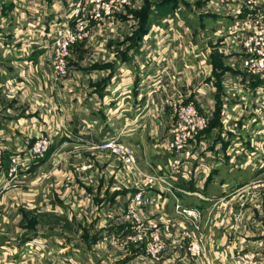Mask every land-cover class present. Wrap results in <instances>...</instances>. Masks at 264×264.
I'll use <instances>...</instances> for the list:
<instances>
[{"label":"crops","instance_id":"1","mask_svg":"<svg viewBox=\"0 0 264 264\" xmlns=\"http://www.w3.org/2000/svg\"><path fill=\"white\" fill-rule=\"evenodd\" d=\"M8 1L13 4V13L15 0ZM76 1L28 0L35 9L31 16L37 18L28 19L35 25L28 22L22 30L25 36L17 40L20 45H0V144L4 148L0 183L17 177L7 174L9 157L18 156L21 160L38 137L48 136L46 158L20 170L25 178L19 185L32 186L36 176L39 189L35 194L40 192L44 201L53 194L72 195L73 202L63 200L60 208L40 203L48 207L44 210L47 216L52 217L55 209L67 220L73 216L85 218L88 225L94 223L101 231L95 242L104 247L131 240L137 232L133 230L135 217L145 226L151 217L155 221L163 219L159 226L163 227V239L168 244L160 261L150 262L142 251L144 255L128 252L117 264H264V198L259 195L257 200L244 204L239 197L231 203L225 196L216 204L200 198L213 201L212 191L223 196L232 187L239 188L236 192L245 188L244 183L219 179L225 173L250 177L264 173V81L242 68L239 38L249 30L255 15L264 16V0H254V8L220 0H197L195 6L202 10L199 19L212 20L213 25L205 27L200 21L198 28L188 21L182 30L172 27L173 37L162 40L165 45H156L154 39L147 41L153 26L147 30L145 22L137 28L140 31L136 45H76L70 52L66 76L53 82L49 68L51 26L65 17L64 4ZM169 1L171 11L163 17H178L184 1ZM186 6L194 10V6ZM7 17L12 18L10 13ZM97 29L92 32L95 34ZM15 34L0 25V43L15 38ZM174 89L180 92L183 102H192L200 112L208 113L211 123L197 135L192 153L185 156L182 176L173 177L176 190L170 200L162 187L149 186L144 175L170 170L163 141L168 139L174 116L163 98L172 95ZM112 137H119L138 162L139 172L131 177L112 155L95 148ZM71 161L81 167L88 163L90 167L71 173ZM230 179L234 182L236 177ZM10 188L13 187L8 185L6 190ZM87 191L107 196L99 202L83 203L80 197ZM10 192L8 199L21 196L20 192ZM138 192L149 198V203L132 211V203L126 204ZM182 195L205 201L193 208L200 211L198 222L206 248L199 258L190 257L179 245L181 240L186 243L193 237L195 224L174 210L177 204L186 207L178 200L182 201ZM27 196H33L31 189L24 195L26 207L39 205L30 204L32 200ZM229 208L240 213L239 222L230 216ZM170 210L185 223L170 220ZM136 239L146 241L145 232L136 235ZM57 256L62 260L74 257L75 264H92L91 257L84 260L78 250Z\"/></svg>","mask_w":264,"mask_h":264},{"label":"rangeland","instance_id":"2","mask_svg":"<svg viewBox=\"0 0 264 264\" xmlns=\"http://www.w3.org/2000/svg\"><path fill=\"white\" fill-rule=\"evenodd\" d=\"M184 3H180L181 10L179 11V16L176 17L174 14H171L170 16H167L164 18L167 13L171 11V3L169 0H130V2L123 6L120 10L115 11L113 13H110L105 18H100L95 22V24H90V29L88 35L84 38L83 41H81L76 45H123L128 43V45H136L139 31L140 29L138 27H142L143 23L145 22L144 28L148 30L151 26L152 29L150 30V34L148 37V40L154 39L153 41L156 42V45H165L164 42H162L163 39L165 41L169 38H172V31L171 28L173 27L174 30H182L183 27H187V22H192V25L194 27L199 28L200 21L205 25V27H210L213 24L212 20H207L206 18H203L202 20L200 18V12H202L201 8H198L195 6V3L198 2L197 0H183ZM77 2V1H76ZM74 3H65L64 4V10H65V17L60 21L61 23L54 24L52 23L51 31H53L56 28L61 27H67L70 25L69 22L73 21V18L71 17V12L73 10ZM16 3V9L13 10V13L11 11V6L13 5L8 0H1L0 1V25H3V28L7 32H12L13 35L16 31L15 38H12L10 40H7V42H1L0 45H20L17 40L22 38V36H25V32L22 31L27 26L28 22L31 25H35L34 22H31L30 19H37L33 16V11L35 10L34 7L31 8V5L33 3L28 2V0L23 3L22 0H15ZM194 6V10L190 8V10L187 8L186 5ZM231 4V3H230ZM260 12L261 9L259 8ZM29 11V13H27ZM10 13V16L12 18H8V14ZM22 16V17H21ZM28 16L30 19H28ZM202 17V16H201ZM164 18V20H162ZM157 20V22H156ZM159 20V21H158ZM35 22H39L36 20ZM155 22V23H154ZM147 23V24H146ZM154 23V24H153ZM153 24V25H152ZM183 25L179 27L178 25ZM189 25V24H188ZM254 26V22L252 21L250 23V27ZM95 28H98L95 31V34L92 32ZM195 29V28H194ZM246 31L241 35L240 38V45L242 44V36L249 35L250 31ZM22 31V32H21ZM21 32V33H20ZM161 34V36H159ZM18 35V36H16ZM206 41V40H204ZM158 42V43H157ZM149 42H146V45H148ZM203 44V42H201ZM197 45H199L197 43ZM74 47V46H73ZM71 52V51H70ZM69 60V58H68ZM67 60V63H68ZM92 65V64H91ZM93 66V65H92ZM4 70V69H3ZM5 71L8 73V65L5 66ZM124 144V143H123ZM125 145V144H124ZM129 148L128 146H126ZM130 149V148H129ZM107 151V150H104ZM131 151V149H130ZM109 155H112L113 158L116 160V162L121 166V169L125 172L126 175L132 176L136 172L135 169L133 170H126L124 165V160L122 156L114 154L110 151H107ZM132 153V151H131ZM133 155V153H132ZM134 156V155H133ZM135 158V156H134ZM136 165L138 168V162L135 158ZM70 170L71 173L73 171L75 172L77 169L80 170V168L83 170L84 167L87 166L90 167V165L84 164L82 167L79 163L71 161L70 163ZM90 164V163H89ZM53 166L52 164L48 166L49 168ZM92 167V166H91ZM59 169V167L57 166ZM85 169V170H86ZM91 169V168H88ZM4 171L0 169V173H3ZM9 169L7 170V174H9ZM24 171H17L16 179L13 180V183L9 184L13 188H10L8 191L3 188L6 186V180L5 183H0V264H75L74 263V257L69 258L68 260H62L61 258H58V254L71 252L74 253L75 250H78V252H81L82 255L85 256L84 260L88 259V256L91 257L92 264H117L119 261H123L124 257H122L125 254H134L135 252L142 254V251L145 252V257L149 259V261H160L161 257L165 254L166 251V240L163 239L164 242V248L163 250L155 256H151L147 252V245L149 242V236L152 234V232L155 230L152 224H159V221H163V219L157 218L156 221L153 217H151L149 220H147L145 223L148 224L142 228L141 219L135 217L134 221L139 222V225L136 224V226L133 228V230L136 232L134 234L138 235L141 234L142 231L145 232L147 240L146 241H137L136 235L131 236L133 237L131 240H126L125 242L117 243L115 241L113 245L105 246L100 245L99 243H96L97 235L100 234L101 231H99L98 227L94 223L91 225H88V222L85 218H75L70 217V220H67L66 218H63L59 211H55L53 209V213H51L52 217H49L46 215V212L44 211L47 206L40 205V203L46 202L44 201L45 198L43 197L40 192L38 194H35L36 191L39 189L37 184V180L35 178L33 179V185L30 187H22L19 186L20 182L23 181L24 183ZM250 174H240L237 172H232V174H227L221 176L219 179H226L229 180V183H241L246 184L244 189L238 190V187H232L227 191L226 195L217 194V191H210L214 194V200L209 203H218L224 201V197L226 196V199H229L231 203L237 202L238 197L241 204L248 203L250 200H257L258 196H262L264 198V190L256 189L254 188L255 184L254 179L260 178L259 176H249ZM235 176L236 180L234 182L231 181V177ZM40 177V176H38ZM2 182V181H1ZM25 188V190H24ZM27 189V190H26ZM28 189H31L33 196L30 198L32 200V203L39 204L36 207L29 208L26 207L25 204H27L24 198L25 193H28ZM92 189V188H90ZM10 191L17 193L20 192V195H11V199L7 198V195L11 193ZM9 192V193H7ZM168 194L167 199H174L170 196V193ZM236 194V196H235ZM68 195L70 196V199L68 198ZM65 196V192L61 193L59 196H56V194L50 195L48 198L49 205L57 206L60 208L59 203L67 200H71L70 202H73L74 200L72 198V195L69 193ZM93 195L96 196L94 199ZM238 195V196H237ZM106 194H100L98 191L96 193H92V191H87L85 194H83L80 197V200L83 203H86L88 201H101L100 199H106ZM108 196L111 198L112 195L108 194ZM176 196V195H175ZM235 196V200H233V197ZM107 198V200H110V198ZM183 199L181 201L180 198H178L181 205H185L186 207H199L201 203H204L205 201L201 200L197 196H187L182 195ZM237 197V198H236ZM79 199V198H78ZM131 199V198H129ZM225 199V200H226ZM131 200L125 201V204L129 206ZM28 202V201H27ZM239 202V201H238ZM120 204V202H118ZM122 204V203H121ZM123 202V205H125ZM238 205V204H237ZM124 207V206H123ZM132 211L137 210L138 207L135 206L132 203ZM240 206L237 207V209ZM233 208V207H232ZM117 211L114 210V213ZM168 216L172 219L170 220H178L180 223H185L183 220H181L179 217L176 216L174 213V210H170V213H168ZM89 218V217H87ZM197 221H193L195 224H192L194 229L192 231V238L193 239H199L202 238V242L204 243V235L203 228L200 226V223ZM149 222V223H148ZM199 223V224H198ZM159 227V225H158ZM141 232V233H140ZM191 238V239H192ZM190 239V240H191ZM189 242V241H188ZM187 243V242H186ZM184 240H181L180 246L183 251H186L187 244ZM171 248V247H170ZM65 249V251H64ZM92 249H94L92 251ZM144 249V250H143ZM206 249V248H205ZM169 250V249H168ZM172 250V248H171ZM55 252V257L52 258V254ZM205 252V250H204ZM50 256H46L49 255ZM57 254V255H56ZM46 256V257H45ZM143 256V257H144ZM172 259H169V261ZM142 262V261H140ZM171 262V261H170ZM82 264V262H81Z\"/></svg>","mask_w":264,"mask_h":264},{"label":"built area","instance_id":"3","mask_svg":"<svg viewBox=\"0 0 264 264\" xmlns=\"http://www.w3.org/2000/svg\"><path fill=\"white\" fill-rule=\"evenodd\" d=\"M222 3L241 4L248 8H254V0H220ZM130 0H78L71 12L72 22L67 27L56 28L50 32L52 38V58L49 63L50 78L53 82H58L67 74V60L70 51L75 44L80 43L88 35L90 24H95L100 18H105L110 13L120 10L127 5ZM254 22V26L250 28V34L242 36L241 48L243 51L242 68L250 75L257 76L264 81V16L257 14L250 20ZM164 105L172 110L174 122L169 129L168 139L163 141L164 148L168 152L169 169L160 175H144L145 181L149 186L158 185L167 193L172 194L176 189L173 184V177L182 176L183 160L185 156L192 153L197 135L203 132L208 125L210 115L206 112H200L196 105L192 102H183L180 92L174 89L172 95H166L163 98ZM50 147V139L48 136L38 137L32 145L25 151V155L9 157V175L15 176L17 171L25 170L30 164L41 162L46 158ZM95 148L107 150L114 154L122 156L125 169L130 171L135 169L138 171L136 161L129 148L126 147L119 137L108 138L101 143L95 145ZM3 146L0 144V169L3 164ZM234 149V146L231 147ZM235 152L236 150H232ZM247 156L251 157L252 154ZM232 164V162H231ZM260 178L254 179V188L264 190V173ZM13 183V179L6 182L5 190L9 184ZM1 192V191H0ZM205 201H212L206 198ZM138 208H143L149 203V198L144 197L142 192L132 195L130 199ZM174 210L187 217L192 221L200 219V211L193 208L181 207L175 205ZM228 213L239 222L241 215L232 208L228 209ZM137 222V225H139ZM142 223V221H141ZM159 225V224H158ZM152 224L155 230L149 236V244L147 252L151 256L158 255L164 248L162 226ZM145 225L142 224V228ZM186 252L192 258H199L204 254V244L202 238L191 239L186 243Z\"/></svg>","mask_w":264,"mask_h":264},{"label":"trees","instance_id":"4","mask_svg":"<svg viewBox=\"0 0 264 264\" xmlns=\"http://www.w3.org/2000/svg\"><path fill=\"white\" fill-rule=\"evenodd\" d=\"M210 123H211V122L209 121V122H208V125H207V128H206V129H208V127H209ZM206 129H205V130H206ZM205 130H204V131H205Z\"/></svg>","mask_w":264,"mask_h":264}]
</instances>
